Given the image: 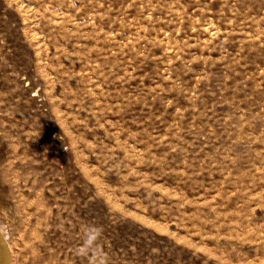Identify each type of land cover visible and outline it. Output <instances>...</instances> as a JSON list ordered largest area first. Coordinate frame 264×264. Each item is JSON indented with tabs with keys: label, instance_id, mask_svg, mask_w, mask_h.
Instances as JSON below:
<instances>
[{
	"label": "rangeland",
	"instance_id": "374dc122",
	"mask_svg": "<svg viewBox=\"0 0 264 264\" xmlns=\"http://www.w3.org/2000/svg\"><path fill=\"white\" fill-rule=\"evenodd\" d=\"M0 229L14 264H264V0H0Z\"/></svg>",
	"mask_w": 264,
	"mask_h": 264
},
{
	"label": "bare ground",
	"instance_id": "6f19581e",
	"mask_svg": "<svg viewBox=\"0 0 264 264\" xmlns=\"http://www.w3.org/2000/svg\"><path fill=\"white\" fill-rule=\"evenodd\" d=\"M14 261L15 260H13V252L10 244L8 245L7 249L3 245H0V264H14Z\"/></svg>",
	"mask_w": 264,
	"mask_h": 264
},
{
	"label": "clouds",
	"instance_id": "9594fccd",
	"mask_svg": "<svg viewBox=\"0 0 264 264\" xmlns=\"http://www.w3.org/2000/svg\"><path fill=\"white\" fill-rule=\"evenodd\" d=\"M94 232L99 233V229H93ZM11 232L8 229H0V245H3L6 249L11 243ZM10 255V254H9Z\"/></svg>",
	"mask_w": 264,
	"mask_h": 264
}]
</instances>
